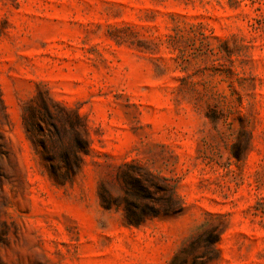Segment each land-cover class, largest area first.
Here are the masks:
<instances>
[{"label": "rangeland", "instance_id": "1", "mask_svg": "<svg viewBox=\"0 0 264 264\" xmlns=\"http://www.w3.org/2000/svg\"><path fill=\"white\" fill-rule=\"evenodd\" d=\"M45 89L89 135L64 185L25 128ZM0 264H264V0H0Z\"/></svg>", "mask_w": 264, "mask_h": 264}, {"label": "trees", "instance_id": "2", "mask_svg": "<svg viewBox=\"0 0 264 264\" xmlns=\"http://www.w3.org/2000/svg\"><path fill=\"white\" fill-rule=\"evenodd\" d=\"M44 91L47 101L43 105L44 109L29 104L28 110L30 116H24L25 128L35 150L41 154V161L49 175L58 184L64 185L68 181L73 180L85 162L84 155L90 153L89 135L84 121L77 110H72L55 100L47 89ZM48 103L66 116L72 114L74 122L79 125V128L75 130L76 135L72 143L65 142L67 119L63 122L58 121L59 119H56L54 114L50 112ZM159 181L162 183L158 185L159 189L167 186L164 179L159 178ZM140 191H145L150 194V189L147 185L143 186L135 183L132 189H130L133 195H138ZM161 199L163 201L160 205H146L140 211L136 210L139 207L136 202L129 204L126 207L125 213L128 218V224L138 226L147 216L154 217L162 213H169L176 200L174 193L162 194ZM217 241L218 238L213 239L212 243Z\"/></svg>", "mask_w": 264, "mask_h": 264}]
</instances>
